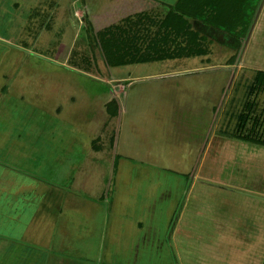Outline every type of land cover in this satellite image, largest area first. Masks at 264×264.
Instances as JSON below:
<instances>
[{
  "label": "rangeland",
  "instance_id": "374dc122",
  "mask_svg": "<svg viewBox=\"0 0 264 264\" xmlns=\"http://www.w3.org/2000/svg\"><path fill=\"white\" fill-rule=\"evenodd\" d=\"M113 4L0 0V144L22 139V150L17 145L5 158L14 168L0 163V264L46 263L41 253L29 261L21 238L39 218L42 196L48 194L65 213L56 226L65 242L51 240L56 258L82 257L96 264H264V204L259 203L264 202V146L225 135L239 128L237 103L255 102L259 67L243 66L232 81L224 69L160 76L222 64L225 53H241L251 29L239 38L198 26L200 47L205 36L213 43L209 63L197 57L109 67L96 39L103 29L116 31L114 26L124 23L119 16L124 9L106 20L105 8ZM187 25L181 47L193 43ZM189 30L195 33L192 26ZM139 34L140 40L146 35ZM152 40L142 42L148 45L145 53ZM163 53L155 48L149 55ZM249 55L254 65L264 63L262 45L251 46ZM230 81L237 92L228 95ZM260 91L259 111L251 109L252 114L264 112ZM113 101L118 116L107 110ZM253 123L243 121L247 134ZM207 183L229 192L201 185ZM41 186L47 190L35 193ZM218 203L229 218H239L238 227L217 224ZM58 250L68 251V257ZM56 258L51 263H58Z\"/></svg>",
  "mask_w": 264,
  "mask_h": 264
},
{
  "label": "crops",
  "instance_id": "0c3cea01",
  "mask_svg": "<svg viewBox=\"0 0 264 264\" xmlns=\"http://www.w3.org/2000/svg\"><path fill=\"white\" fill-rule=\"evenodd\" d=\"M178 1H180V0H111V3H114V4L112 5L113 7L111 5L106 6L105 12H104L105 13L104 15L107 17L106 20L107 21L108 20H115L112 15H119V10L124 9L125 15H122V14L119 15V16H121L120 20L124 21V23L122 22L123 24L120 26L115 25L114 29L116 31L103 29L102 32L99 34V37L96 39V41L100 42L101 35L103 33L110 32V33H115L116 34L115 36H117L116 38H119L120 40L126 39L128 42L127 45L131 48H135V49L139 48V47H137V43L140 44L141 49H137V50H141V51H145V49L148 47V45L143 47L142 42L144 44V42L146 40L149 44V42L153 41L152 38L154 39V42H158V44H157L158 48H166V49H172V50L175 49L176 47L180 48L181 47V40H183L182 37H179V35L177 37L167 35L169 33L172 34L171 31H172V29H174L173 26L171 27L172 24L174 26H178L179 28H181V31L184 29V23H179L180 19L178 18V17H182V15H181L182 13L175 11V9L173 10V8H171V6L176 5ZM197 1L198 0H184L182 2V7L186 11L188 10V12H186V13H188L190 15H195L201 11L203 6L200 5L199 2H197ZM233 1L234 2H227L224 4L221 2H217V4L214 5L213 10H215V12H213L212 16L214 14L215 15L216 14L224 15L226 17L236 16L238 18L240 16L241 17L255 16V18L253 20V24L251 25V28H250L251 29V36L248 40V43L244 45L241 53L239 51H235L234 53H232L233 55L231 54L229 56H226V53L224 52L226 60L222 64L217 63L215 65H210L208 67L203 66V68H192V69H188L185 71L160 74V76L166 77L167 75H169L168 77H170V76L172 77V76L183 75L182 73H185L187 75H189V74H200L201 72H207V71H211L214 69H216V70L224 69L228 73H229V71H231L230 78L232 81L233 79L235 80L237 77H239L241 75L242 69H244L243 66L248 65V67H250V65H252L251 68L259 67L258 70L257 69L255 70L256 74L254 77L255 78L254 83L257 82L259 73H264V68H263L264 63L262 65H254L255 62H253V61L256 59H251L252 55L250 56L249 53H250V47L251 46L261 47V45H262V47H264V0H233ZM207 2H211V0H203V3H207ZM206 5L207 4H205V6ZM143 6H145L146 9H143L142 8ZM135 7H138V9L140 8V10L137 11L135 9ZM134 10H136V11H134ZM89 12H91V11L88 9V13ZM96 15L100 18V15L95 13V16ZM108 17H110V18H108ZM123 17H125V18L123 19ZM227 20H229V19H227ZM238 20L235 23L227 22L226 26L231 27L232 30L243 31L246 25L243 24L242 22L238 23ZM185 21L187 22L185 25L190 24L193 27V30L195 32H199V30L197 28L198 26L200 28L201 27L206 28L205 30H210L213 32L218 31L215 28L210 27V26H208L204 23H201L197 20L189 19L188 20L189 23H188L187 19ZM118 31L120 33L123 32L125 37L122 38L121 35L118 34ZM139 32L144 33L148 36H146V35L142 36L141 35L142 38L140 40L139 39L140 38ZM150 34H151L152 38L149 37ZM203 35L204 34H202V36ZM110 37H111V34H110ZM205 37H206L204 40V43H205L204 47L206 49L205 54L200 55V56H192V57H184V58H179V57L178 58H171V59L160 60V61H155V62H164L167 60L190 59V58H197V57L203 58V61H204V58H207V63L211 62L210 57L215 53L212 50L213 49V43H212L211 39H208V36H205ZM138 40H140V41H138ZM235 59H237L236 63L231 62ZM148 63H154V62H148ZM138 64H147V63H138ZM138 64H133V65H138ZM233 71H235V72H233ZM231 81H230L231 84L230 85L228 84V86H229L228 87V91H229L228 95H230V93L233 94V91L237 92L236 91V84L231 82ZM254 90L255 89L253 88V89H248L247 91H254ZM3 91H4V89H3ZM257 92H258V94H255V102L254 103H252V102L250 103V101H248V102L244 101L243 105H240V103H237V105L239 107L241 106V108H239V110H238V112L241 114L238 117L239 119L237 118L239 120V125H238L239 128L237 129V132L235 135L229 134L228 132H226L225 135L229 136L228 138H230V137H232V138L236 137L237 138V136H238V137H243L245 140H247V137L249 135H251L253 132L254 139L257 138L259 142L264 143V134H263V132H264V112H261L260 114H257V113L252 114L253 111L254 112L259 111L258 104H260V103L258 101H260V99H256V98H259L263 94V91H260V89ZM249 95H251V94L245 93V96H249ZM229 100H230V98H229ZM229 100L226 101L228 104L231 101V100L230 101ZM251 109H254V110L252 111ZM251 114H252V116L249 117V115H251ZM247 118L254 119V123L250 127V131L248 134H246L245 128L243 127V121ZM243 128H244V131H243ZM225 135L223 137H225ZM21 141H22V139L20 138L16 142H12L11 144H6V145L0 144V151H1L0 163H1V165H3V167L5 169H13L14 168V166L8 164V162L5 161V158L7 156H10V154H12V151L16 148L17 145H18V149H19L20 145L22 144ZM238 142H240V141H238ZM240 143L251 145L248 142H242L241 141ZM255 146L259 147L260 145H254V147ZM20 148L22 150V147H20ZM14 170L16 171L17 169H14ZM36 179L39 180L41 184L43 183V180H41L39 178H36ZM44 183H46V182H44ZM201 185L207 186L209 188L217 189V190H221L223 188L221 186L217 187L216 185H213L212 183L201 184ZM42 190L45 191L47 189L45 186H43V189H42V186H41L39 190L35 189V193H37L39 191L42 192ZM222 191L229 192V189L224 187L222 189ZM239 192H241V191H239ZM236 193H238V192H236ZM42 197H43V200L41 201L40 208H39L42 213L39 212V214L40 213L41 214H40L38 219H35L37 216L34 217V219L32 220V221H34L33 226H31V228L28 229V231L25 233V235H23V238H21L23 245L26 247V248H22V250L28 249L29 261H31V259L32 260L38 259V257H36V256H39V254L41 253V255H46L47 260H46L45 264H53V263H51V261L54 258H56L55 253L57 251L54 250V248H52L51 240L54 241V239H55L54 243L57 244L58 241H60V237L63 239V236L59 232V227H56V226H57L58 222L60 221V218L65 216V213L63 211V208L62 209H56L54 207L55 205L51 199V194H48L46 196L43 195ZM260 200L261 199H259V203L263 204V202H261ZM194 201H198V199L196 198ZM200 201L203 202L204 200H200ZM60 202H61V198H60ZM62 203L63 202H61L60 204H62ZM204 204H202V205H204ZM185 206L183 208H181L182 209L180 212L181 217L179 220H177L178 224L180 223V220L182 218L183 211L185 210ZM194 206H196L197 208L200 207V205H196V204ZM215 207H216V209H215V213L213 214V218L216 219L217 224H220V223H222V225L223 224H229V225L230 224H236L238 227L239 218L238 217H234L233 219L229 218L230 216L228 215V213H226L224 211L225 208L223 207V203H218V205ZM200 208L203 209V207H200ZM203 210L206 211V213H208L206 209H203ZM199 212L204 214L203 211H201L200 209H198V213ZM215 214H216V216H215ZM164 224H166V225L169 224V221L165 220ZM60 226L66 229L64 224H60ZM55 227H56V229H55ZM237 227H236V229H237ZM176 230H174L175 233H176ZM56 231H57V233H56ZM166 231H167V229H166ZM234 231L236 232V230H234ZM63 242H65V239H63ZM157 244H158L159 251L161 249L164 250L163 245H161L160 243H157ZM85 246H90V245L85 243ZM64 247H65V245H63L62 249H64ZM14 249H12V250H14ZM12 250H9V251H12ZM130 250H132V249L130 248ZM138 250L140 251L141 247L138 246V247L134 248V251L136 252V254L138 256L142 255V253L139 252ZM22 252H27V251H22ZM65 253H66V255H65ZM67 253H68V251L66 252V251L58 250V255L63 254L65 256H67ZM128 253L130 254V252H128ZM50 255H51V258H50ZM73 256H75V255H73ZM90 256L93 257L92 254H90ZM41 258L44 259L42 256H41ZM56 259L58 260V263H54V264H96L95 262L84 260L82 257L80 259H78V258L73 259V257L71 256V259H68V258L65 259V257L58 256ZM17 263L19 264V262H17ZM155 263H157L156 259H155ZM100 264H102V263H100Z\"/></svg>",
  "mask_w": 264,
  "mask_h": 264
},
{
  "label": "trees",
  "instance_id": "16d2710c",
  "mask_svg": "<svg viewBox=\"0 0 264 264\" xmlns=\"http://www.w3.org/2000/svg\"><path fill=\"white\" fill-rule=\"evenodd\" d=\"M184 0H180L177 2L176 5L171 6V8H173V10L175 9V11L181 12L182 17H178L180 19L179 23H184V25L187 23L185 20H189V19H193V20H197L201 23H204L210 27L215 28L218 31L227 33L231 36H235V37H239L242 35V38H244V35H246V33L249 31L253 20L255 18V16H245V17H236V16H229L226 17L224 15H218V14H213V12H215L214 9V5L217 4V2H221V3H227V2H234L233 0H211V2H207V3H203V0H198L197 2H199L200 5L203 6V8L201 9V11L195 15H190L186 12H188V10L186 11L183 7H182V2ZM205 4H207L205 6ZM211 12V13H210ZM229 19V20H227ZM239 19V20H238ZM227 20V21H226ZM243 23L245 24V28L243 31H237V30H232L231 27L226 26L227 22L230 21V23ZM238 25V24H237ZM173 26L174 29H172L171 33L172 34H167L168 36H178L182 37V31L181 28H179L178 26H174L173 24L171 25V27ZM186 28H188V32H187V38L188 39H192L193 43H187L186 46L184 47H176L181 49L180 51H176L175 49H166V48H158V42H155V44L151 47V51L149 52L150 54H154L155 53V48L159 51V50H163L164 53L160 54L161 56L154 58V55L150 56L149 53H145V51H141V50H137L135 48H131L129 47L127 44V40L126 39H122L120 40L119 38H116L117 36H115V33H110V32H106L103 33L101 35V40L100 42L97 41V44L99 46V49L101 50L104 58H105V62L107 63V65L109 67H118V66H124L127 64H138V63H148V62H155V61H160V60H166V59H171V58H184V57H192V56H200L205 54V45H204V40L202 41L203 45L202 47H200V44H198V42H200L201 40H198L199 35L191 30H189L191 28V26H186ZM237 28V27H236ZM111 34V37H110ZM194 39H193V38ZM185 40V39H184ZM147 50V49H145ZM172 50V51H171ZM149 51V50H148ZM147 54V55H146ZM257 86L260 90L264 89V73H259L258 79H257ZM113 104H116L114 101L109 103L107 106V110L108 112H110L111 115L113 116H118L119 114V110L117 111L114 110L113 108L110 107ZM110 108H112L111 111ZM247 134V133H246ZM236 141H242V142H248L251 145H261L264 146V143H261L258 141L257 138L254 139L253 137V132L251 135H249L247 137V140H245L243 137H238L237 138H233ZM117 142V137H115L114 139V146L116 145ZM264 204V202H263ZM208 214V213H207ZM219 225V224H218ZM258 254H261V252H259ZM258 260H262V259H258ZM257 264V263H256Z\"/></svg>",
  "mask_w": 264,
  "mask_h": 264
}]
</instances>
